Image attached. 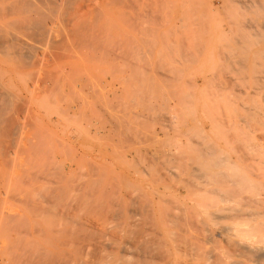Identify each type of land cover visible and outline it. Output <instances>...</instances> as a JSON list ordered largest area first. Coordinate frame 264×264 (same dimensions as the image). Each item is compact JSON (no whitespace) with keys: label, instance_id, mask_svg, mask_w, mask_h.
I'll return each mask as SVG.
<instances>
[{"label":"rangeland","instance_id":"374dc122","mask_svg":"<svg viewBox=\"0 0 264 264\" xmlns=\"http://www.w3.org/2000/svg\"><path fill=\"white\" fill-rule=\"evenodd\" d=\"M1 1L0 27H3L0 31H3L0 33L2 36L0 37L2 41H0V111H2L0 112V122L4 123L0 124V135L2 137H0V141L2 142L3 140L2 144L0 142V156H2L0 157V169L4 170L0 172V179H2V181L0 180V196L2 195L3 197H0V207L3 206L0 208V216L3 215L2 217H5V214H2V212L4 210L5 213V207L7 206L6 208L8 211L6 210V216L9 215V212L10 217L14 214V211L15 213L18 211V216H16L19 220L17 219L18 221H15L16 225H11L13 229L11 228V231L8 230L10 232L5 231V228L1 229L3 225H0V233H2L0 235V244H3L5 241L14 242L16 245L21 243L19 241H22V243L25 242L24 246L23 244H19L18 251H16L17 249L15 247V255L26 252L29 247V250L32 251H37L35 248L39 249L41 247H44L46 250H52L49 247H45V244V246L42 245V242L46 243L47 239L45 237L51 238V236L55 235L58 226H60L61 223L59 224V222L61 221L58 220L60 218L58 211H60V213L66 211L68 207L65 208L64 205L70 207L72 204L74 205L76 203L74 207L79 206V203L77 205L79 199L81 202L80 205L83 204L85 200L89 199L86 202L90 204L91 201L93 202L94 200V206H99V202H102L105 208L106 206H112V203L114 208L121 205L117 211L120 210L123 215L119 216V211L117 217H120V220H122L123 217L126 218H123L124 220L121 222L117 220V218L116 221L119 222H114L111 220L112 216H107L108 213L106 211L108 209L104 211L106 212L105 216L101 213V216L97 217V214H100L97 212H103V210L94 213L98 220L96 217H92L93 214L91 215V219L95 221L98 227L100 236L102 237L103 235L101 238L102 241L112 244L111 246L110 244L108 245V248L110 246L108 249L109 254L107 253V247L104 251L105 254L107 253L106 256L110 255V257H112H108L111 260L115 255H119L121 260L124 259L125 256H128L127 258L125 257L126 259L122 260V262L124 261L129 264L135 258L139 261L146 255H150L149 258L151 259V257L157 253L161 256L156 255L155 258H153L154 263L151 262L150 264H264V260H256L257 250L254 252L255 248L264 249V239L262 240V238H264V233H261V235L258 233V229L264 232V230H261L262 228L264 229V143L259 140V138H264V0H163V2L162 0H67L69 3L65 0H60V2L63 1L62 5L60 3L62 7L60 5L58 7L62 9L66 7L65 4H67L68 8L66 7V11H64V9L60 11L59 8L58 11L55 6L48 8V6L52 4H48L47 6L46 3L49 0L47 2H44V0H41L42 2L40 0H26L30 3V5H28L31 6V8H28V5L25 6V8L27 7L26 9H30L32 13L30 11L26 12L25 10L22 12L26 4L25 0H22V3L19 0L20 3L15 2L17 0ZM12 2L15 3L16 7H13L14 3ZM36 2H38V4H43L42 7L46 4L47 7L45 6L43 9L38 7L37 4L36 7L33 5V3L35 4ZM71 2L74 3L71 4ZM17 4H22L23 7L17 8ZM6 8L8 11L5 10ZM12 8H17V11ZM53 8H55L56 12L50 14L52 11L54 12ZM70 8L73 13L70 11ZM35 9L37 12H34L36 11ZM38 9L40 12H38ZM49 9H52L51 12ZM80 9L82 10V14ZM44 10L45 12L48 10L47 12L51 17L46 12L48 15L47 17L46 13H43ZM21 12L24 13V16ZM57 12L66 13L63 15L59 13L58 15ZM38 13H43V18L47 17V20L42 19L44 22L42 21L43 23H40V29H32L30 28V25H32L31 20L32 22L35 20L41 21L39 18L42 17V14L39 16L40 14ZM76 13L81 16L79 15L76 17ZM29 14L34 16L31 17ZM26 17L36 18L34 20L31 19L30 23L29 21L26 23L24 20H29ZM49 17L50 21L48 19ZM60 17L62 19L65 18L62 21ZM118 17L125 20L118 19ZM65 19L68 23H65ZM68 19L72 20V22L69 23L70 21H68ZM73 20L74 22L76 20L77 23H74ZM19 21L21 23L24 21L25 23L21 24ZM13 22H17L19 25ZM44 23L47 25L45 26ZM27 24L30 25L28 26ZM61 24H66L65 27L62 25L64 27L63 29ZM21 25L25 31L21 29ZM25 25L27 26L25 27ZM74 25L82 29L76 28L78 30V35L83 29L88 30L87 34L85 30L79 37L77 35L76 39L71 37V34L76 36ZM91 27L94 28L92 29L95 31V34H93V30L90 29ZM29 28L34 31H31ZM66 29L70 32L74 29L73 32L69 34L70 38H73V43L71 42V44L67 41V33L69 31L67 32ZM39 30L43 34H41ZM46 31H49V33ZM64 31L66 33H64ZM2 32H5V34L8 32L7 37ZM36 32L39 33V35L37 33V36H39L38 38L36 37ZM45 32L50 34V36H46ZM10 33H12V35L16 34L15 36L19 37H14ZM62 33H64V35ZM43 35H45V37ZM88 35L91 38H88ZM110 35L112 38L108 37ZM55 36H57V38ZM52 37H54V39ZM61 37L64 38L62 39ZM83 37L85 38L83 39ZM36 38L41 40L40 43ZM47 38L49 39L48 42ZM70 38L68 40H72ZM78 38L81 39V44L82 39L87 43L79 45L80 40ZM87 38L90 40L88 41ZM56 39L57 41L59 39L58 43L55 42ZM7 40L9 43L11 42L10 44H12V46L15 45L13 44L14 42L18 44L15 45V48H11V45L8 46L9 43L5 44V42H8ZM91 40L93 42H91ZM112 40L115 43H113ZM18 41L23 47H19ZM66 41L67 43L69 42L70 46L73 45V49L71 47L72 50L69 49V51V45L68 48L67 46L64 47L65 50L66 48L67 50L65 51L63 49L62 51L63 54H65V52L67 53V59L63 54L60 57L62 58L65 56L64 60L59 58L62 52L59 53L58 49L64 46V42L66 45ZM51 42H53V45ZM55 43L57 46L59 45L60 48H55ZM97 45L98 47L101 46L104 50L100 49V47L98 48ZM15 50H21V55L17 56L16 54H18V52ZM68 53L72 57H69ZM106 53H108L109 56H107ZM23 55L24 57H22ZM162 56L163 58H161ZM181 56L183 57L181 58ZM136 81H138V83ZM52 83L58 88L54 85L52 86ZM159 85L160 88L157 90ZM48 86L50 88L52 86L51 90ZM167 95L170 96L168 97ZM175 98L177 100H175ZM63 100L65 102H63ZM173 106H175V108H173ZM242 109L244 111H242ZM65 112L68 113V115L65 114ZM114 120L119 121L115 122ZM115 123L120 124L116 126ZM3 124H5L4 127L2 126ZM6 124H9V128ZM121 126H124V128ZM10 127H13V129ZM134 133L136 136L133 135ZM114 135L119 137L117 138ZM124 137H126V139ZM27 138H29V140ZM17 140L19 143H17ZM157 144H159V146ZM17 145L20 146V149ZM1 147H4V149H1ZM159 147L161 149H159ZM115 148L118 149L116 150ZM201 148L206 150L204 151V149L202 150ZM145 150H147V152ZM204 152L209 155L207 156ZM25 153L26 156H23ZM201 153H204L206 156H202ZM4 157H6V159H2ZM25 157L27 160L29 159V161L23 159ZM211 157H213V159ZM13 159L15 160L14 162ZM214 159L215 162H211ZM17 161H19V163ZM24 161L26 163H24ZM3 164L6 169L1 167ZM20 165H23L24 168H20ZM7 167L12 168V172H10L11 170L9 168L7 169ZM195 171H197V173ZM113 173L115 174L114 177ZM217 173L218 175H216ZM220 173L223 174L224 177L220 178ZM93 174L96 175L93 176ZM161 175H163L164 178ZM252 175L255 176V178L258 177V179L253 178ZM108 176L112 179L114 178V180L111 178L109 179ZM227 179L233 180L232 183L235 187L229 186L228 188L227 181L229 180ZM9 180L10 183L8 182ZM235 180L240 181L237 182L238 186L235 185ZM114 182L116 185H114ZM19 183L20 186L17 185ZM14 184L17 185V187H15ZM97 184L99 186H97ZM24 185L25 187H23ZM106 187H108L107 190H105ZM81 188L83 189L81 190ZM99 188L102 189V191ZM13 189L15 193L14 191L12 193ZM7 190L11 192L10 194H14L13 197H10ZM21 191L25 198L23 196L20 198ZM5 192H8L9 197L6 196ZM75 193L79 197L81 195L82 199L85 197V200L83 201L81 197L78 198ZM87 193L90 195L88 199ZM100 193L105 195L103 196ZM17 194L19 196H17ZM108 194L109 197L112 194L110 199L106 196ZM224 194L229 195V199L232 200L231 205L229 204L230 202L228 203L229 199L224 197ZM93 196L94 198L92 199ZM101 196H103V199L99 198ZM242 198H246V200L243 199L245 202L250 199V203L252 202L251 205H258L255 206L257 209L253 206L252 209L247 208L251 207V205L248 206L249 202L246 204L247 206L244 207V201L240 200ZM9 199L16 200L13 202L12 200L9 201ZM73 199L74 203L72 202ZM96 200H99V202ZM254 200H256L254 202L256 204H253ZM57 201L60 204H58ZM26 202H29V205ZM201 203H204V206H202L203 204L201 205ZM22 204H24V206H22ZM54 204L56 208L58 206V210L54 208ZM129 204L132 208H128ZM9 205L13 206L12 209L14 211L9 209ZM59 205H61V207H59ZM90 205H92V203ZM103 205L100 204V206ZM177 206L178 208H176ZM227 206L230 207L227 208ZM243 207L244 209H242ZM27 208L29 210L31 209V215H28L30 212L26 210ZM71 208L74 211L75 208ZM127 208L129 210H127ZM226 208L228 209L227 211L225 210ZM231 209L232 212L234 210H239V213L240 211L242 213L244 210H246V212L253 211V213H263V215H261L262 218H260L261 216L259 215L256 217L254 216L253 223L251 222V225L258 224L256 225L258 226V229H256L258 232L252 230V232L254 231V233H257L255 234L256 236L252 233V236H255L253 237L255 240L258 238L262 240L260 241V243L263 242L261 246L255 245V243H259L258 240L257 243L252 241V238L250 239V237H252L250 235L251 232L244 234L238 231L240 229L242 231L246 226H244V222H242L241 227V221L235 220L236 212L231 213L235 215L233 216L234 219L231 218L232 222L230 218L226 220L222 217L224 216V213H222L223 211L229 212ZM35 214L38 215V217H36ZM43 214L46 217L43 216ZM102 216L103 218H101ZM258 216L260 218L259 220ZM22 217H24V220ZM109 217L110 220H108ZM12 218L16 219L15 216ZM0 219L3 218L0 217ZM101 219H104V221ZM112 219L115 220V218ZM255 219L258 221H255ZM20 220L23 221V225ZM176 220L179 221L174 224ZM233 220L236 222H233ZM170 221H173V224ZM106 222L107 224L104 226ZM111 222L114 226H112L113 224ZM122 222L125 224L123 225ZM261 222L262 225L259 224ZM129 223H132L134 226L129 225ZM184 223H186V225ZM236 223H239V225L237 224L238 227L235 225ZM118 224L120 227L117 226ZM230 225L234 227H230ZM13 226L17 228L14 229ZM18 226L20 228H18ZM111 227L114 229L110 230ZM173 227L174 229H172ZM226 227L228 229H226ZM127 228L129 229L127 230ZM17 229L18 232L15 235ZM23 229H27V232ZM142 229H144V231H140ZM2 230L6 232L5 235L4 232H1ZM130 231L131 233L133 231V236L132 234L129 236ZM242 234L246 235V238L244 237L245 240ZM135 235L136 237H134ZM3 237L6 239L3 240ZM18 238H24V240H19ZM39 239H46V241H40ZM113 242L115 243L114 246ZM33 243H37L39 246L41 245V247H38V245L33 246ZM249 243H253L254 245ZM243 245H247V247L243 248ZM112 247L116 248L112 249ZM249 247H251V249ZM147 248L151 250L149 251L152 254L150 252V254H148V250L146 251ZM110 249L114 252L116 251L115 249H117V254H115V252L113 256V251H110ZM122 252L124 256L121 254ZM161 252L163 253L161 254ZM146 258L148 259V257H145V259ZM121 260L117 262L122 264ZM137 261H135V264H141ZM12 262V264H15V261ZM132 262L134 264V260ZM8 264H10V262Z\"/></svg>","mask_w":264,"mask_h":264},{"label":"bare ground","instance_id":"6f19581e","mask_svg":"<svg viewBox=\"0 0 264 264\" xmlns=\"http://www.w3.org/2000/svg\"><path fill=\"white\" fill-rule=\"evenodd\" d=\"M0 1H1V0H0ZM19 1H21V3H22V0H19ZM19 1L17 0V1H15V2L20 3ZM25 1H26V0H25ZM27 1H29V0H27ZM27 1H26V4L24 5V9H22V12H24V10H25L26 12L30 11V9H29V10L26 9L27 7L25 8V6H27L28 4L30 5V3L27 2ZM30 1H31V0H30ZM34 1H36V0H34ZM40 1H41V0H40ZM40 1H38V2H40ZM42 1H43V0H42ZM42 1H41V2H42ZM45 1L47 2L48 0H44V2H45ZM65 1H66L67 3H69V2H68L69 0H68V1L65 0ZM80 1H81V0H80ZM83 1H84V0H83ZM89 1H90V0H89ZM89 1H87V2H89ZM94 1H95V0H94ZM1 2H2V1H1ZM1 2H0V3H1ZM38 2H36L35 4L33 3V5L36 6V4H37L38 7H41V8L44 9V7L46 6V4H47V6H48V4L50 5V4L52 3L50 6H48V8H49V7H54V6H55L56 10H58V8L60 9V7H58V6L60 5V3H61V5H62V3H63V1L60 2V0H49L48 2H50V3L47 2V3L44 4V6L42 7L43 4H41V3L38 4ZM44 2H43V3H44ZM66 2H65V3H66ZM92 2H93V1H92ZM156 2H157V1H156ZM162 2H163V0H162ZM4 3H5V2H4ZM12 3H14V2H12ZM65 3H64V4H65ZM73 3H74V2H73ZM73 3L71 2V4H73ZM89 3H91V2H89ZM94 3H95V2H94ZM164 3H165V2H164ZM202 3H203V1H202ZM256 3H257V2H256ZM256 3H255V4H256ZM6 4H7V3H6ZM6 4H5V5H6ZM40 4H41V5H40ZM71 4H70V5H71ZM92 4H93V3H92ZM172 4H173V3H172ZM17 5H18V4H17ZM21 5H22V4L18 5L17 8H19V7L22 8L23 5H22V6H21ZM29 5H28V8H31V6H29ZM39 5H40V6H39ZM61 5H60V6H61ZM70 5H68V6H70ZM79 5H81V4H79ZM83 5H84V4H83ZM89 5H90V4H89ZM160 5H161V4H160ZM160 5H158V6H160ZM163 5H164V4H163ZM181 5H182V4H181ZM258 5H259V4H258ZM0 6H1V5H0ZM14 6L16 7L15 3H14V5H13V7H14ZM35 6H33V7H35ZM47 6H46V7H47ZM65 6L67 7V4H65ZM96 6H97V5H96ZM125 6H126V5H125ZM164 6H165V5H164ZM243 6H244V5H243ZM247 6H248V5H247ZM252 6H253V4H252ZM252 6H251V7H252ZM33 7H32V8H33ZM36 7H37V6H36ZM61 7H62V6H61ZM63 7H64V6H63ZM66 7H64V8H62V9H64V11H66L65 9L68 8V7H67V8H66ZM75 7H76V6H75ZM89 7H91V6H89ZM128 7H129V6H128ZM209 7H210V6H209ZM7 8H8V6H7ZM7 8H6L5 10L8 11ZM17 8H15V9L12 8V9L17 11ZM55 8H53V9H54V12H53V11L51 12L52 9H51V10L49 9L50 12H51L50 14H52V13L54 14V13L56 12V11H55ZM87 8H88V7H87ZM92 8H93V7H92ZM98 8H99V7H98ZM106 8H107V7H106ZM123 8H124V6H123ZM169 8H170V7H169ZM0 9H1V8H0ZM46 9H47V8H46ZM62 9H60V11H61ZM108 9H109V8H108ZM209 9H210V8H209ZM209 9H208V10H209ZM13 10H12V11H13ZM35 10H36V9H35ZM41 10H42V9H41ZM80 10H81V9H80ZM84 10H86V9H84ZM9 11L11 12L10 9H9ZM18 11H21V10H18ZM47 11H48V10H47ZM47 11H46V12H47ZM58 11H59V10H58ZM62 11H63V10H62ZM70 11H71V8H70ZM73 11H74V10H73ZM87 11H88V10H87ZM105 11H106V10H105ZM216 11H218V10H216ZM10 12H8V13H10ZM22 12H21V13H22ZM30 12H31V11H30ZM30 12H29V13H30ZM34 12H37V10L34 11ZM38 12H40L39 9H38ZM42 12H43V11H42ZM46 12H45V10H44L43 13H46ZM71 12H72V11H71ZM77 12H78V10H77ZM83 12H84V11H83ZM90 12H91V10H90ZM31 13H32V12H31ZM43 13H38V14H40L39 16H41V14H42V17L39 18V19L41 20L40 22L37 21V20H35V21L32 22L31 19L34 20L36 17H35V18H31L32 16H34V15L31 16V14H29V16H31L30 18H29V17H26V18H28L29 20L26 19V20H24V21H25L26 23H28V21H29V23H30V20H31V24H32V25L29 24V25H30V28H32V29H34V28H35V29H37V28L40 29V28H41L40 23H43V22H44V20H42V19H46V18L48 17V15H50V14L47 12V13H48V15H47V13H46V16H47V17L43 18V17H44V16H43V15H44ZM59 13H60L61 15H63V14H65L66 12H65V13H63V12H59ZM59 13L57 12L58 15H59ZM72 13H73V12H72ZM74 13H75V12H74ZM22 14H23V16H24V13H22ZM38 14H37V16H38ZM76 14H77L76 17L80 15V14L78 15V13H76ZM81 14H82V10H81ZM123 14H124V12H123ZM26 15H27V14H26ZM55 15H56V14H55ZM55 15H54V16H55ZM72 15H73V14H72ZM87 15H88V14H87ZM95 15H96V14H95ZM99 15H100V14H99ZM121 15H122V13H121ZM124 15H125V14H124ZM223 15H224V14H223ZM35 16H36V13H35ZM54 16H53V17H54ZM80 16H81V15H80ZM102 16H103V15H102ZM102 16H101V17H102ZM19 17H20V16H19ZM50 17H51V15H50ZM50 17L48 18L49 21H50ZM55 17H56V16H55ZM61 17H62V16H61ZM61 17H60V18H61ZM65 17H66V16H65ZM65 17H64V18H65ZM85 17H86V15H85ZM171 17H172V16H171ZM64 18H63V19L61 18L62 21L64 20ZM88 18H89V17H88ZM96 18H97V17H96ZM196 18H197V17H196ZM7 19H8V17H7ZM22 19H23V18H22ZM37 19H38V18H37ZM39 19H38V20H39ZM54 19H55V18H54ZM56 19H57V18H56ZM61 19H60V20H61ZM78 19H79V17H78ZM78 19H76V20H78ZM84 19H85V18H84ZM118 19H122V18H121V17H120V18L118 17ZM46 20H47V19H46ZM46 20H45V22H46ZM51 20H52V19H51ZM65 20H66V19H65ZM76 20H75V22H74V20H73V22H74V23H77ZM88 20H89V19H88ZM97 20H98V19H97ZM105 20H106V19H105ZM122 20H125V19H122ZM134 20H135V19H134ZM134 20H133V21H134ZM207 20H208V19H207ZM24 21H22V23L19 21V23L23 24V23H25ZM42 21H43V22H42ZM57 21H58V20H57ZM57 21H56V22H57ZM68 21H70L69 23L72 22V20H69V19H68ZM92 21H93V20H92ZM95 21H96V20H95ZM120 21H121V20H120ZM208 21H209V20H208ZM66 22H67V20L65 21V23H66ZM88 22H89V21H88ZM194 22H195V21H194ZM13 23H17V22H13ZM46 23H47V22H46ZM49 23H50V22H49ZM57 23H58V22H57ZM63 23H64V22H63ZM67 23H68V22H67ZM121 23H122V22H121ZM134 23H135V22H134ZM7 24H9V23H7ZM17 24H18V23H17ZM50 24H51V23H50ZM50 24H49V25H50ZM53 24H54V23H53ZM59 24H60V22H59ZM81 24H82V23H81ZM104 24H105V23H104ZM113 24H114V23H113ZM122 24H123V23H122ZM14 25H15V24H14ZM18 25H19V24H18ZM27 25H28V24H27ZM27 25H25V27H26ZM29 25H28V26H29ZM44 25L46 26L47 24L44 23ZM62 25H64V24H61V26H62ZM65 25H66V24H65ZM65 25H64V27H65ZM96 25H97V24H96ZM9 26H10V25H9ZM39 26H40V27H39ZM52 26H53V25H52ZM61 26H58V27H61ZM69 26H70V25H69ZM82 26H83V25H82ZM133 26H134V25H133ZM197 26H198V25H197ZM2 27H3V26H2ZM2 27H0V29H1ZM5 27H6V26H5ZM55 27H56V26H55ZM64 27L62 26V29H63ZM74 27H75V29H76L78 26L76 27V26L74 25ZM80 27H81V26H80ZM87 27H88V26H87ZM134 27H136V26H134ZM216 27H217V26H216ZM261 27H262V26H261ZM6 28H7V27H6ZM30 28H29V29H30ZM50 28H51V26H50ZM67 28H68V27H67ZM71 28H72V27H71ZM71 28H69V29H71ZM92 28H93V27H91L90 29L93 30L94 28H93V29H92ZM96 28H97V27H96ZM21 29H23V28H22V25H21ZM26 29H27V28H26ZM29 29H28V30H29ZM32 29H30V30H31V31H34V30H32ZM78 29H80V28L78 27ZM103 29H104V28H103ZM130 29H131V28H130ZM19 30H20V29H19ZM23 30H24V29H23ZM44 30H45V29H44ZM73 30H74V29H72L71 31L73 32ZM80 30H82V29H80ZM85 30H86V29H83L82 32H85ZM133 30H134V29H133ZM154 30H155V29H154ZM263 30H264V29H263ZM1 31H3V30H1ZM1 31H0V33H1ZM20 31H22V30H20ZM20 31H18V32H20ZM24 31H25V30H24ZM66 31L68 32L69 30L66 29ZM87 31H88V30H86V34H87ZM89 31H90V30H89ZM155 31H156V30H155ZM9 32H10V31H9ZM39 32L41 33L40 30H39ZM42 32H43V31H42ZM46 32L49 33V31H46ZM46 32H45V33H46ZM72 32L69 31V32L67 33V34H68V39L70 38L69 34H71ZM82 32H81V33H82ZM92 32H93V34H95V33H94V32H95L94 30H93ZM92 32H91V33H92ZM101 32H102V31H101ZM2 33H3V32H2ZM7 33H8V32H6V34H5V32H4L3 34H5V36L7 37V35H8ZM32 33H34V32H32ZM37 33H38V32H36V37L38 38L39 36H37ZM45 33H44V34H45ZM64 33H66V32L64 31ZM64 33H62V34L64 35ZM81 33H80V34H81ZM91 33H90V34H91ZM107 33H108V32H107ZM107 33H106V34H107ZM130 33H131V32H130ZM3 34H2V35H3ZM10 34L12 35V33H10ZM30 34H31V33H30ZM41 34H43V33H41ZM75 34H76V36H73V35L71 34V37H74V38L76 39V37H77V35H78V30H77V29H76ZM80 34L78 35V37L80 36ZM82 34H83V33H82ZM90 34H89V35H90ZM195 34H196V33H195ZM11 35H10V36H11ZM15 35H16V34H15ZM15 35L13 34L12 36H14V37H19V36H15ZM38 35H39V33H38ZM52 35H53V34H52ZM55 35H56V34H55ZM58 35H59V34H58ZM65 35H66V34H65ZM89 35H88V38H91ZM107 35H108V34H107ZM21 36H22V35H21ZM41 36H42V35H41ZM41 36H40V37H41ZM43 36L45 37V35H43ZM46 36H50V34H47V33H46ZM59 36H60V35H59ZM82 36H83V35H82ZM85 36H87V35H85ZM93 36H94V35H93ZM0 37H2V36L0 35ZM6 37H5V38H6ZM55 37L57 38V36H55ZM108 37L110 38L111 35L108 36ZM262 37H263V36H262ZM3 38H4V36H3ZM37 38H36V39H37ZM52 38L54 39V37H52ZM61 38H62V37H61ZM63 38H64V37H63ZM63 38H62V39H63ZM84 38H85V37H83V39H84ZM88 38H87V39H88ZM98 38H99V37H98ZM111 38H112V37H111ZM31 39H32V38H31ZM49 39H50V37H49ZM49 39L47 38V42H48ZM53 39H52V40H53ZM68 39H67V41H69L70 44H71V42L73 43V38H70V39H72V40H68ZM78 39H79V38H78ZM83 39H82V44H81V39H79L80 42H79V40H78L79 45H80V44L83 45V44L87 43V42H84ZM144 39H145V38H144ZM5 40H6V39H5ZM37 40H38V39H37ZM44 40H45V38H44ZM44 40H43V41H44ZM65 40H66V38H65ZM65 40H64V41H65ZM89 40H90V39H88V41H89ZM94 40H95V39H94ZM97 40H98V39H97ZM113 40H114V39H113ZM113 40H112V41H113ZM207 40H208V39H207ZM0 41H1V40H0ZM7 41H8V40H7ZM27 41H28V40H27ZM40 41H41V40H38L39 43H40ZM58 41H59V39H58ZM58 41H57V39L55 40V42H57V43H58ZM67 41H66V45H65V42H64V46H62L61 49H58V48H60V46L58 45V46H59V47H58V46L56 45V43H55V45H54V46H56L55 48H57V49L59 50V53L62 52V53H60L59 58H60L61 55L63 54V51H62V50H63V49L65 50L64 47L67 46V48H68L69 42L67 43ZM98 41H99V40H98ZM100 41H101V39H100ZM107 41H108V40H107ZM260 41H261V40H260ZM1 42H2V41H1ZM18 42H19V41H18ZM53 42H54V41H53ZM53 42H51V44H52ZM78 42L76 41L77 44H78ZM91 42H93V41L91 40ZM94 42H97V41H94ZM197 42H198V41H197ZM8 43H9V41H8V42H5V44H8ZM10 43H11V42H10ZM10 43L8 44V46L11 45V46H10L11 48H15V47H16L15 45L18 44V43H15V42H14L13 44H15V45L12 46V44H10ZM22 43H23V42H22ZM98 43H99V42H98ZM113 43H115V42L113 41ZM113 43H112V45H113ZM130 43H132V42H130ZM2 44H3V43H2ZM20 44H21V43L19 42V47H20V48L23 47V45H20ZM46 44H47V43H46ZM48 44H49V43H48ZM90 44H91V43H90ZM110 44H111V43H110ZM119 44H120V43H119ZM236 44H237V43H236ZM52 45H53V44H52ZM52 45H51V46H52ZM60 45H61V44H60ZM117 45H118V44H117ZM4 46H5V45H4ZM51 46H50V47H51ZM72 46H73V45H72ZM72 46L69 45L70 48H68V50H69V49L72 50V49H73ZM76 46H77V45H76ZM108 46H109V45H108ZM115 46H116V45H115ZM131 46H132V45H131ZM1 47H2V46H1ZM17 47H18V46H17ZM25 47H26V46H25ZM46 47H47V46H46ZM71 47H72V49H71ZM84 47H85V46H84ZM97 47H98V45H97ZM99 47H100V49H102L101 46H99ZM99 47H98V48H99ZM2 48H3V47H2ZM42 48H43V47H42ZM67 48H66V50H67ZM103 48H104V47H103ZM139 48H140V47H139ZM171 48H172V47H171ZM182 48H183V47H182ZM198 48H199V47H198ZM3 49H4V48H3ZM52 49H53V48H52ZM83 49H84V48H83ZM100 49H99V50H100ZM108 49H109V48H108ZM6 50H7V49H6ZM12 50H13V49H12ZM31 50H32V48H31ZM45 50H48V49H45ZM54 50H56V49H54ZM58 50H57V52H58ZM66 50H65V51H66ZM70 50H69V51H70ZM102 50H104V49H102ZM102 50H101V51H102ZM105 50H106V49H105ZM117 50H118V49H117ZM117 50H116V51H117ZM134 50H135V49H134ZM1 51H2V50H1ZM15 51H17V50H15ZM20 51H21V50H18V51H17V52H18V54H16L17 56H20V55H21ZM23 51H24V50H23ZM69 51H68V52H69ZM80 51H81V50H80ZM21 52H22V51H21ZM43 52H44V51H43ZM104 52H105V51H104ZM104 52H103V53H104ZM107 52H108V51H107ZM135 52H136V51H135ZM163 52H164V51H163ZM4 53H5V52H4ZM31 53H32V52H31ZM73 53H74V52H73ZM88 53H89V52H88ZM90 53H91V52H90ZM97 53H98V52H97ZM114 53H115V52H114ZM118 53H119V52H118ZM128 53H129V52H128ZM48 54H49V53H48ZM56 54H57V53H56ZM66 54H67V53L65 52V54H63V55H65V56H66V59H67V55H66ZM93 54H94V53H93ZM123 54H124V53H123ZM147 54H148V53H147ZM181 54H182V51H181ZM31 55H32V54H31ZM31 55H30V56H31ZM50 55H51V54H50ZM72 55H75V54H72ZM83 55H84V54H83ZM106 55L109 56L108 53H106ZM130 55H132V54H130ZM56 56H57V55H56ZM65 56L62 57V58H60V59H64V60H65ZM68 56L70 57L71 55H69V53H68ZM22 57H24V55H23ZM71 57H72V56H71ZM74 57H76V56H74ZM81 57H82V56H81ZM116 57H117V56H116ZM129 57H131V56H129ZM152 57H153V56H152ZM182 57H183V56H181V58H182ZM133 58H134V57H133ZM161 58H163V56H162ZM235 58H236V57H235ZM60 59H59V60H60ZM151 59H152V58H151ZM209 59H210V58H209ZM13 61H14V60H13ZM140 61H141V60H140ZM181 61H182V60H181ZM47 62H48V61H47ZM51 62H52V61H51ZM226 62H227V61H226ZM167 63H168V62H167ZM22 64H23V62H22ZM121 64H122V63H121ZM144 64H145V63H144ZM34 65H35V64H34ZM127 65H128V64H127ZM149 65H150V64H149ZM161 65H162V64H161ZM240 65H241V64H240ZM35 66H36V65H35ZM128 66H130V65H128ZM178 66H179V65H178ZM145 67H146V66H145ZM173 67H174V66H173ZM155 69H156V68H155ZM167 69H168V68H167ZM180 69H181V68H180ZM132 70H133V69H132ZM184 70H185V69H184ZM143 71H144V70H143ZM182 71H183V70H182ZM192 73H193V72H192ZM49 74H51V73H49ZM128 74H129V73H128ZM130 74H131V73H130ZM184 74H185V73H184ZM186 74H187V73H186ZM44 75H45V74H44ZM44 75H43V76H44ZM133 75H134V74H133ZM155 76H156V75H155ZM162 76H163V75H162ZM183 76H185V75H183ZM44 77H45V76H44ZM44 77H43V78H44ZM157 77H158V76H157ZM160 77H161V76H160ZM160 77H159V78H160ZM40 78H41V77H40ZM126 78H127V77H126ZM126 78H125V79H126ZM45 79H46V78H45ZM1 80H2V79H1ZM41 80H42V79H41ZM150 80H151V79H150ZM46 81H47V80H46ZM139 81H140V80H139ZM171 81H172V80H171ZM60 82H61V81H60ZM125 82H126V81H125ZM136 82L138 83V81H136ZM150 82H151V81H150ZM4 83H6V82H4ZM58 83H59V82H58ZM139 83H140V82H139ZM160 83H161V82H160ZM66 84H67V83H66ZM66 84H65V85H66ZM118 84H119V83H118ZM169 84H170V83H169ZM171 84H172V83H171ZM254 84H255V83H254ZM53 85H54V84L52 83V86H53ZM63 85H64V84H63ZM139 85H140V84H139ZM228 85H229V84H228ZM13 86H14V85H13ZM46 86H47V85H46ZM52 86H51V88H52ZM54 86H55V85H54ZM162 86H163V84H162ZM41 87H42V86H41ZM48 87H49V86H48ZM55 87H56V86H55ZM59 87H60V86H59ZM131 87H132V86H131ZM163 87H164V86H163ZM11 88H12V87H11ZM11 88H10V89H11ZM34 88H35V87H34ZM49 88H50V87H49ZM51 88H50V90H51ZM56 88H58V87H56ZM158 88H160V85H159V87H157V90H158ZM164 88H165V87H164ZM0 89H1V88H0ZM4 89H5V88H4ZM12 89H13V88H12ZM35 89H36V88H35ZM125 89H126V88H125ZM129 89H130V88H129ZM154 89H155V88H154ZM14 90H15V89H14ZM46 90H47V88H46ZM165 90H166V88H165ZM185 90H186V89H185ZM173 91H174V90H173ZM173 91H171V92H173ZM4 92H5V91H4ZM9 92H10V90H9ZM49 92H50V91H49ZM49 92H48V93H49ZM54 92H56V91H54ZM60 92H61V91H60ZM67 92H69V91H67ZM137 92H138V91H137ZM145 92H146V91H145ZM166 92H167V91H166ZM43 93H44V92H43ZM69 93H70V92H69ZM132 93H133V92H132ZM155 93H156V92H155ZM155 93H154V94H155ZM164 93H165V91H164ZM175 93H176V92H175ZM190 93H191V92H190ZM11 94H12V93H11ZM62 94H63V93H62ZM73 94H74V93H73ZM145 94H146V93H145ZM159 94H160V93H159ZM168 94H170V93H168ZM171 94H172V93H171ZM6 95H7V94H6ZM54 95H55V94H54ZM156 95H157V94H156ZM176 95H177V94H176ZM67 96H68V95H67ZM74 96H75V95H74ZM141 96H142V95H141ZM143 96H144V95H143ZM167 96H168V95H167ZM169 96H170V95H169ZM169 96H168V97H169ZM173 96H174V95H173ZM173 96H171V97H173ZM239 96H240V95H239ZM50 97H51V96H50ZM53 97H54V96H53ZM56 97H57V96H56ZM65 97H66V95H65ZM193 97H194V96H193ZM10 98H11V97H10ZM59 98H60V97H59ZM59 98H58V99H59ZM63 98H64V96H63ZM263 98H264V97H263ZM14 99H15V98H14ZM39 99H40V98H39ZM48 99H49V98H48ZM68 99H69V98H68ZM71 99H73V98H71ZM153 99H154V98H153ZM167 99H168V98H167ZM15 100H16V99H15ZM19 100H20V99H19ZM45 100H46V99H45ZM45 100H44V101H45ZM51 100H52V98H51ZM59 100H60V99H59ZM139 100H140V99H139ZM156 100H157V99H156ZM170 100H171V99H170ZM173 100H174V99H173ZM175 100H177V99L175 98ZM41 101H42V100H41ZM70 101H72V100H70ZM111 101H112V100H111ZM161 101H162V100H161ZM13 102H14V101H13ZM30 102H31V101H30ZM59 102H60V101H59ZM63 102H65V101L63 100ZM72 102H73V101H72ZM74 102H75V101H74ZM77 102H78V101H77ZM172 102H173V101H172ZM42 103H43V102H42ZM66 103H67V102H66ZM107 103H108V102H107ZM112 103H113V102H112ZM161 103H162V102H161ZM2 104H3V102H2ZM14 104H15V103H14ZM31 104H32V103H31ZM63 104H64V103H63ZM69 104H70V102H69ZM131 104H132V103H131ZM166 104H168V103H166ZM216 104H217V103H216ZM3 105H4V104H3ZM16 105H17V104H16ZM16 105H15V106H16ZM54 105H55V104H54ZM175 105H176V104H175ZM61 106H62V105H61ZM68 106H69V105H68ZM68 106H67V107H68ZM116 106H117V105H116ZM129 106H130V105H129ZM0 107H1V106H0ZM113 107H114V106H113ZM133 107H134V106H133ZM133 107H132V108H133ZM135 107H136V106H135ZM144 107H145V106H144ZM157 107H158V106H157ZM213 107H214V106H213ZM3 108H4V107H3ZM8 108H9V107H8ZM146 108H147V107H146ZM173 108H175V106H173ZM4 109H5V108H4ZM11 109H12V108H11ZM43 109H44V108H43ZM50 109H52V108H50ZM176 109H177V108H176ZM259 109H260V108H259ZM1 110H3V109H1ZM52 110H53V109H52ZM69 110H70V109H69ZM108 110H109V109H108ZM137 110H138V109H137ZM143 110H144V109H143ZM143 110H142V111H143ZM245 110H246V109H245ZM11 111H12V110H11ZM163 111H164V110H163ZM169 111H170V110H169ZM242 111H244V110L242 109ZM0 112H2V111H0ZM7 112H8V111H7ZM7 112H5V113H7ZM61 112H62V111H61ZM147 112H148V111H147ZM158 112H159V111H158ZM107 113H108V112H107ZM143 113H144V112H143ZM8 114H9V113H8ZM59 114H60V113H59ZM65 114L68 115V113H66V112H65ZM148 114H149V112H148ZM160 114H161V113H160ZM160 114H159V115H160ZM212 114H213V113H212ZM1 115H2V113H1ZM3 115H4V113H3ZM5 115H6V114H5ZM22 115H23V114H22ZM56 115H57V114H56ZM96 115H97V114H96ZM104 115H105V114H104ZM115 115H116V114H115ZM189 115H190V114H189ZM49 116H50V115H49ZM63 116H64V115H63ZM97 116H98V115H97ZM99 116H100V115H99ZM109 116H110V114H109ZM120 116H122V115H120ZM154 116H155V115H154ZM163 116H164V115H163ZM171 116H172V115H171ZM263 116H264V115H263ZM18 117H19V116H18ZM55 117H56V116H55ZM114 117H115V116H114ZM3 118H4V117H3ZM9 118H10V117H9ZM29 118H30V116H29ZM51 118H52V117H51ZM56 118H57V117H56ZM109 118H110V117H109ZM118 118H119V117H118ZM136 118H137V117H136ZM150 118H151V117H150ZM150 118H149V119H150ZM159 118H160V117H159ZM161 118H162V117H161ZM171 118H172V117H171ZM215 118H216V117H215ZM11 119H12V118H11ZM15 119H16V118H15ZM23 119H24V118H23ZM90 119H91V118H90ZM98 119H99V118H98ZM120 119H121V117H120ZM132 119H133V118H132ZM149 119H148V120H149ZM263 119H264V118H263ZM8 120H9V119H8ZM123 120H124V119H123ZM145 120H146V119H145ZM159 120H160V119H159ZM171 120H172V119H171ZM216 120H217V119H216ZM216 120H215V121H216ZM90 121H91V120H90ZM99 121H100V120H99ZM114 121H115V120H114ZM118 121H119V120H118ZM118 121H115V122H118ZM125 121H126V120H125ZM174 121H175V120H174ZM15 122H16V121H15ZM109 122H110V121H109ZM145 122H147V121H145ZM179 122H180V121H179ZM1 123H4V122H0V124H1ZM10 123H11V122H10ZM106 123H107V122H106ZM161 123H162V122H161ZM190 123H191V121H190ZM209 123H210V122H209ZM115 124H116V123H115ZM117 124H118V125H117ZM117 124H116V126H119L120 123H117ZM156 124H157V123H156ZM4 125H5V124H3L2 126L4 127ZM6 125H7V124H6ZM8 125H9V124H8ZM8 125H7V127L9 128ZM15 125H16V124H15ZM24 125H25V124H24ZM24 125H23V126H24ZM102 125H103V124H102ZM123 125H124V124H123ZM150 125H151V124H150ZM153 125H154V124H153ZM159 125H160V124H159ZM169 125H170V123H169ZM172 125H173V124H172ZM177 125H178V124H177ZM177 125H175V126H177ZM132 126H133V125H132ZM139 126H140V124H139ZM155 126H156V125H155ZM157 126H158V125H157ZM219 126H220V125H219ZM0 127H1V126H0ZM13 127H14V126H13ZM13 127H12V128L10 127V128L13 129ZM19 127H20V126H19ZM29 127H30V126H29ZM121 127L124 128V126H121ZM121 127H120V128H121ZM153 127H154V126H153ZM171 127H172V126H171ZM179 127H180V126H179ZM226 127H227V126H226ZM26 128H27V127H26ZM132 128H133V127H132ZM139 128H140V127H139ZM258 128H259V127H258ZM21 129H23V128H21ZM116 129H117V128H116ZM116 129H115V130H116ZM172 129H173V128H172ZM231 129H232V128H231ZM18 130H19V129H18ZM23 130H24V129H23ZM115 130H114V131H115ZM118 130H119V128H118ZM118 130H117V132H118ZM120 130H121V129H120ZM125 130H126V129H125ZM133 130H134V128H133ZM133 130H132V131H133ZM141 130H142V128H141ZM222 130H223V129H222ZM7 131H8V130H7ZM177 131H178V130H177ZM14 132H15V131H14ZM96 132H97V131H96ZM134 132H135V130H134ZM181 132H182V131H181ZM181 132H180V133H181ZM237 132H238V131H237ZM8 133H10V132H8ZM111 133H113V132H111ZM119 133H120V131H119ZM123 133H124V131H123ZM123 133H122V134H123ZM141 133H143V132H141ZM177 133H179V132H177ZM27 134H28V133H27ZM29 134H30V133H29ZM114 134H115V133H114ZM122 134H121V137H122ZM139 134H140V133H139ZM139 134H138V135H139ZM145 134H146V133H145ZM181 134H182V133H181ZM104 135H106V134H104ZM107 135H108V134H107ZM117 135H120V134H117ZM117 135H114V136L117 137ZM133 135H135V133H134ZM133 135H132V136H133ZM142 135H143V134H142ZM177 135H179V134H177ZM7 136H8V135H7ZM10 136H11V135H10ZM19 136H20V135H19ZM26 136H27V135H26ZM123 136H124V135H123ZM125 136H126V135H125ZM132 136H131V138H132ZM135 136H136V135H135ZM147 136H148V135H147ZM155 136H156V135H155ZM212 136H213V135H212ZM0 137H1V135H0ZM118 137H119V136H118ZM118 137H117V138H118ZM179 137H180V136H179ZM1 138H2V137H1ZM19 138H20V137H19ZM21 138H22V137H21ZM113 138H114V137H113ZM122 138H123V137H122ZM124 138L126 139V137H124ZM127 138H129V137H127ZM148 138H149V137H148ZM156 138H157V137H156ZM176 138H177V137H176ZM204 138H205V137H204ZM206 138H207V137H206ZM217 138H218V137H217ZM229 138H230V137H229ZM27 139L29 140V138H27ZM120 139H121V138H120ZM174 139H175V138H174ZM179 139H180V138H179ZM186 139H187V138H186ZM8 140H10V139H8ZM12 140H13V139H12ZM14 140H15V139H14ZM23 140H24V139H23ZM28 140H27V141H28ZM127 140H128V139H127ZM152 140H153V139H152ZM158 140H159V139H158ZM207 140H208V139H207ZM257 140H258V139H257ZM259 140H261V141L264 143V138H259ZM31 141H32V140H31ZM109 141H110V140H109ZM122 141H123V140H122ZM0 142H1V141H0ZM2 142H3V140H2ZM2 142H1V144H2ZM9 142H10V141H9ZM15 142H16V140H15ZM110 142H111V141H110ZM131 142H132V141H131ZM208 142H209V141H208ZM219 142H220V141H219ZM258 142H259V141H258ZM7 143H8V142H7ZM17 143H19L18 140H17ZM30 143H31V142H30ZM147 143H148V142H147ZM1 144H0V146H1ZM11 144H12V143H11ZM26 144H27V143H26ZM110 144H111V143H110ZM120 144H121V143H120ZM125 144H126V142H125ZM132 144H133V143H132ZM132 144H131V145H132ZM168 144H169V143H168ZM212 144H214V143H212ZM5 145H6V144H5ZM123 145H124V144H123ZM136 145H137V144H136ZM145 145H146V143H145ZM157 145L159 146V144H157ZM206 145H207V144H206ZM2 146H3V145H2ZM14 146H15V144H14ZM17 146H19V145H17ZM143 146H144V145H143ZM183 146H184V145H183ZM199 146H200V145H199ZM208 146H209V145H208ZM2 148L4 149V147H1V149H2ZM6 148H7V147H6ZM134 148H135V147H134ZM16 149H18V148H16ZM19 149H20V146H19ZM24 149H25V148H24ZM115 149L117 150L118 148H115ZM131 149H132V148H131ZM150 149H151V148H150ZM159 149H161V148L159 147ZM201 149H202V148H201ZM203 149H204V148H203ZM203 149H202V150H203ZM240 149H241V148H240ZM139 150H140V149H139ZM205 150H206V149H204V151H205ZM119 151H120V150H119ZM123 151H124V150H123ZM145 151L147 152V150H145ZM148 151H149V150H148ZM200 151H201V150H200ZM211 151H212V150H211ZM3 152H4V151H3ZM14 152H15V151H14ZM21 152H22V151H21ZM21 152H20V153H21ZM155 152H156V151H155ZM207 152H208V151H207ZM216 152H217V151H216ZM5 153H6V152H5ZM5 153H4V154H5ZM112 153H113V152H112ZM172 153H173V152H172ZM204 153H206V152H204ZM204 153H203V154L201 153V155H202V156L205 155ZM15 154H17V153H15ZM30 154H31V153H30ZM169 154H170V153H169ZM206 154H207V153H206ZM9 155H10V154H9ZM17 155H18V154H17ZM173 155H174V154H173ZM197 155H198V154H197ZM208 155H209V154H207V156H208ZM20 156H21V155H20ZM23 156H26V153H25V155L23 154ZM205 156H206V155H205ZM205 156H204V158H205ZM0 157H2V156H0ZM10 157H11V156H10ZM160 157H161V156H160ZM165 157H166V156H165ZM174 157H175V156H174ZM11 158H12V157H11ZM20 158H22V157H20ZM124 158H125V157H124ZM124 158H123V159H124ZM150 158H151V157H150ZM196 158H197V157H196ZM204 158H203V159H204ZM211 158L213 159V157H211ZM211 158H210V159H211ZM238 158H239V157H238ZM245 158H246V157H245ZM2 159H6V157H4V158H2ZM23 159H26V161H29V159L27 160L26 157L23 158ZM108 159H109V158H108ZM152 159H153V158H152ZM156 159H157V158H156ZM198 159H199V158H198ZM198 159H197V160H198ZM201 159H202V158H201ZM7 160H8V159H7ZM221 160H222V159H221ZM0 161H1V160H0ZM3 161H4V160H3ZM3 161H2V163H3ZM14 161H15V160L13 159V162H14ZM210 161H211V160H210ZM213 161L215 162V159L212 160L211 162H213ZM219 161H220V160H219ZM5 162H7V161H5ZM13 162H12V163H13ZM17 162L19 163V161H17ZM99 162H101V161H99ZM109 162H110V161H109ZM24 163H26V162L24 161ZM156 163H157V162H156ZM156 163H155V164H156ZM175 163H176V162H175ZM4 164H5V163H4ZM4 164L1 165V167H4V168H5V165H4ZM15 164L17 165L16 162H15ZM20 164H21V163H20ZM133 164H134V163H133ZM216 164H217V163H216ZM242 164H243V163H242ZM256 164H257V163H256ZM8 165H9V164H8ZM8 165H7V166H8ZM117 165H118V164H117ZM159 165H160V164H159ZM258 165H259V164H258ZM27 166H29L28 163H27ZM19 167H20V168H21V167L24 168L23 165H22V166L20 165ZM102 167H103V166H102ZM160 167H161V166H160ZM8 168H9V167H7V169H8ZM28 168L30 169V166H29ZM93 168H94V167H93ZM98 168L101 169L100 167H98ZM163 168H164V167H163ZM170 168H171V167H170ZM248 168H249V167H248ZM5 169H6V168H5ZM9 169L11 170L12 168H9ZM16 169H17V168H16ZM104 169H105V168H104ZM158 169H159V168H158ZM176 169H177V168H176ZM179 169H180V168H179ZM183 169H185V168H183ZM224 169H225V168H224ZM3 170H4V169H3ZM3 170L0 169V172H2ZM17 170H18V169H17ZM21 170H22V169H21ZM59 170H60V169H59ZM160 170H161V169H160ZM245 170H246V169H245ZM26 171H28V170H26ZM91 171H92V170H91ZM107 171H108V170H107ZM10 172H12V170H11ZM110 172H111V171H110ZM192 172H193V171H192ZM195 172L197 173V171H195ZM25 173H26V172H25ZM92 173H93V172H92ZM157 173H158V172H157ZM10 174H11V173H10ZM81 174H82V173H81ZM81 174H80V175H81ZM83 174H84V173H83ZM230 174H231V173H230ZM251 174H252V173H251ZM1 175H2V174H1ZM4 175H7V174H4ZM30 175H31V174H30ZM94 175H96V174H93V176H94ZM103 175H104V174H103ZM111 175H112V174H111ZM111 175H110V176H111ZM114 175H115V174L113 173V177H114ZM165 175H166V174H165ZM216 175H218V173H217ZM219 175H220V178H221V177H224L223 174H221V173H220ZM249 175H250V174H249ZM14 176H15V175H14ZM14 176H13V177H14ZM22 176H23V175H22ZM26 176H27V175H26ZM93 176H92V177H93ZM110 176H108L109 179L111 178ZM161 176H163V175H161ZM212 176H213V175H212ZM11 177H12V174H11ZM16 177H17V176H16ZM16 177H15V178H16ZM85 177H86V176H85ZM119 177H120V176H119ZM218 177H219V176H218ZM252 177L255 178V176H253V175H252ZM256 177H257V176H256ZM7 178H10V177H7ZM21 178H22V177H21ZM21 178H20V179H21ZM94 178H95V177H94ZM97 178H98V177H97ZM163 178H164V176H163ZM5 179H6V177H5ZM26 179H27V178H26ZM109 179H108V180H109ZM111 179H112V178H111ZM116 179H117V178H116ZM165 179H166V177H165ZM255 179H258V177L255 178ZM0 180L2 181V179H0ZM17 180H18V178H17ZM24 180H25V179H24ZM30 180H31V179H30ZM81 180H83V179H81ZM104 180H105V179H104ZM112 180H114V178H113ZM117 180H118V179H117ZM117 180H116V181H117ZM119 180H121V179H119ZM166 180H167V179H166ZM224 180H225V179H224ZM227 180H229V179H227ZM227 180H226V181H227ZM251 180H253V179H251ZM1 181H0V182H1ZM5 181H6V180H5ZM15 181H16V180H15ZM92 181H93V180H92ZM100 181H102V180H100ZM100 181H99V182H100ZM235 181H236V180H235ZM246 181H247V180H246ZM249 181H250V180H249ZM8 182L10 183V180H9ZM16 182H17V181H16ZM19 182H20V181H19ZM89 182H90V180H89ZM94 182H95V181H94ZM111 182H112V181H111ZM118 182H120V181H118ZM171 182H172V181H171ZM187 182H188V181H187ZM227 182H228V188H229V186H233V187H235V186L233 185V183H232L233 180H229V181H227ZM237 182H240V181L237 180L236 183L234 182L235 185H237ZM242 182H243V181H242ZM250 182H252V181H250ZM24 183H25V182H24ZM29 183H30V181H29ZM92 183H93V182H92ZM96 183H97V182H96ZM101 183H102V182H101ZM109 183H110V182H109ZM231 183H232V184H231ZM253 183H254V182H253ZM98 184H100V183H98ZM98 184H97V186H99ZM182 184H185V183H182ZM14 185H15V184H14ZM17 185L20 186V183L17 184ZM17 185H15V187H17ZM28 185H29V184H28ZM75 185H76V184H75ZM81 185H82V184H81ZM84 185H85V184H84ZM84 185H83V186H84ZM114 185H116L115 182H114ZM114 185H113V186H114ZM180 185H181V184H180ZM243 185H244V183H243ZM246 185H247V184H246ZM0 186H1V185H0ZM51 186H52V185H51ZM78 186H79V185H78ZM88 186H89V185H88ZM91 186L94 187L93 185H91ZM91 186H90V187H91ZM97 186H96V187H97ZM107 186H108V185H107ZM111 186H112V185H111ZM131 186H132V185H131ZM237 186H238V185H237ZM21 187H22V186H21ZM23 187H25V185H24ZM96 187H95V188H96ZM101 187H102V186H101ZM101 187H100V188H101ZM119 187H120V186H119ZM245 187H246V186H245ZM12 188H13V187H12ZM31 188H32V187H31ZM60 188H61V187H60ZM100 188H99V189H100ZM107 188H108V187H106L105 190H107ZM110 188H113V187H110ZM188 188H189V187H188ZM230 188H232V187H230ZM240 188H241V187H240ZM4 189H5V188H4ZM7 189H8V188H7ZM44 189H45V188H44ZM69 189H70V188H69ZM77 189H78V188H77ZM82 189H83V188H81V190H82ZM88 189H89V188H88ZM132 189H133V188H132ZM175 189H176V188H175ZM189 189H190V188H189ZM54 190H55V189H54ZM75 190H76V189H75ZM86 190H87V189H86ZM100 190L102 191V189H100ZM128 190H129V188H128ZM203 190H204V189H203ZM231 190H232V189H231ZM231 190H230V191H231ZM5 191H6V189H5ZM7 191L9 192V190H7ZM13 191H14V189L12 190V193H13ZM27 191H28V190H27ZM50 191H51V190H50ZM58 191H59V190H58ZM76 191H77V190H76ZM90 191H91V190H90ZM90 191H89V192H90ZM103 191H104V188H103ZM114 191H115V190H114ZM129 191H130V190H129ZM197 191H199V190H197ZM226 191H227V190H226ZM226 191H225V192H226ZM8 192H5L7 197H9V196H8ZM21 192H22V191H21ZM21 192H20V193H21ZM28 192H29V191H28ZM70 192H71V191H70ZM94 192H96V191H94ZM94 192H92V193H94ZM97 192H98V189H97ZM108 192H109V191H108ZM10 193H11V192H9V194H10ZM14 193H15V191H14ZM80 193H81V192H80ZM84 193H85V192H84ZM104 193H105V192H104ZM106 193H107V192H106ZM131 193H132V192H131ZM226 193H228V192H226ZM0 194H1V193H0ZM18 194H19V193H18ZM18 194H17V196H19ZM24 194H25V193H24ZM26 194H27V193H26ZM51 194H52V193H51ZM58 194H59V193H58ZM64 194H66V193H64ZM64 194H63V195H64ZM75 194H76V193H75ZM77 194H78V192H77ZM77 194H76V195H77ZM87 194H88V193H87ZM97 194H98V193H97ZM100 194H101V193H100ZM100 194H99V195H100ZM129 194H130V193H129ZM228 194H229V193H228ZM228 194H224V197H226V198L229 199V195H228ZM240 194H241V193H240ZM13 195H14V194H13ZM13 195L10 194V197H11V196L13 197ZM39 195H40V194H39ZM39 195H38V196H39ZM66 195H67V194H66ZM66 195H65V196H66ZM79 195H80V194H79ZM84 195H86V194H84ZM101 195H103V194H101ZM104 195H105V194H104ZM104 195H103V196H104ZM111 195H112V194H111ZM111 195H110V197H111ZM113 195H114V193H113ZM115 195L117 196L116 193H115ZM127 195H128V194H127ZM233 195H234V194H233ZM235 195H236V194H235ZM242 195H243V194H242ZM15 196H16V195H15ZM15 196H14V198H15ZM17 196H16V197H17ZM21 196H23V192L21 193L20 198H21ZM25 196H26V195H25ZM30 196H31V195H30ZM89 196H90V195L88 194V195H87V199H88ZM103 196H101V197H99V198H102ZM106 196L109 197V194L106 195ZM129 196H130V195H129ZM199 196H200V195H199ZM230 196H231V195H230ZM0 197H2V195H1ZM23 197H24V196H23ZM31 197H32V196H31ZM54 197H55V196H54ZM77 197L80 198L81 195H80V197L77 195ZM110 197H109V199H110ZM203 197H204V196H203ZM224 197H223V198H224ZM231 197H232V196H231ZM237 197H238V196H237ZM254 197H255V196H254ZM2 198H3V197H2ZM24 198H25V197H24ZM58 198H59V197H58ZM68 198H69V197H68ZM68 198H67V199H68ZM84 198H85V197H84ZM84 198L82 199V197H81V199H82L83 201L85 200ZM93 198H94V196L92 197V199H93ZM206 198H207V197H206ZM252 198H253V197H252ZM70 199H71V198H70ZM74 199H75V198H74ZM74 199H73V201H72L73 203H74ZM97 199H98V197H97ZM102 199H103V198H102ZM104 199H105V198H104ZM201 199H202V198H201ZM231 199H232V198H231ZM243 199L246 200V198H242V199H240V200L244 201ZM11 200L14 202L16 199H15V200H14V199H11ZM11 200L9 199V201H11ZM17 200H18V199H17ZM32 200H33V199H32ZM41 200H42V199H41ZM52 200H53V199H52ZM77 200H78V199H77ZM88 200H89V199H88ZM88 200H85V201H84L86 204L83 202V204L80 205L81 202H80V199H79V202H77V205H78V203H79V206L76 205L77 207H74V205H75L76 203H75L74 205L72 204V206H70V207L67 206V205H64L65 208L68 207V208H70V209L66 208V211L61 212V213H60V211H58V212H59L58 215L60 216V218H59L58 220L61 221V222H59V221H58V222H59V224H60V223H61V224H60V226H58L57 231H55V232H56L55 235L51 236V238H47V236L45 235V236H46L45 238L47 239V241L49 240L48 242L46 241V239H43V240H40V239H39L40 241H44V240H45L47 244L42 242V245L45 244V245H46V246L44 245L45 247H49V248H51L52 250H46L44 247H41V245L39 246V245L37 244V243H38V242H37V243H35V244L33 243V244H34L33 246L38 245V247H41V248H39V249H38V248H37V249L35 248V250H37V251L29 250V249H30V247H29L30 245H29V246H27V247H29V249H28L29 251L27 250L28 252L26 251V252H24V253L16 254V255H17V256H16V255L14 254V253H16L15 250L17 249L16 251H18L19 244H20V245L23 244V246H24V245H25V244H24L25 242L23 241L24 243H22V241H19V242H21V243H18V245H16V243H14V242H9V241L6 242V241H5L6 243L4 242L3 244H0V264H8L9 262H10V264H12V263H13L12 261H15V264H113L114 262H117V261L120 262L121 257H120L119 255H115V257H114L112 260L110 259V258H112V257H110V255H109V256H106L107 253L109 254L108 249L110 248V246H111L112 244H110V243H105V242L102 241L101 238L103 237V235H102V237L100 236V232H99V230H98V227L96 226L95 221H93V219H91V215L93 214L92 217L95 218V217H96V214H94V213H96L97 211H102V210H103V212H97V213H100L99 215L97 214V217H98V216H101V213H102V215L105 216V214H106V212H107V213H108L107 216L110 215V217L112 216V218H115V220L111 218V220L115 222L117 218H118L117 220H120V217H117L119 214H120L119 216L123 215V214H121L122 212H121L120 210L117 211V209H119V207H120L121 205H120V206H116V205H117V203H116L115 206L118 207V208H116V207L114 208L113 203H112V206H111V205H110L109 207L106 206V208H105V206L103 205V203H102V202H99V200H98V201L96 200V201L99 202L100 204H102L104 207H103V206H100V204H98L99 206H94V204H93L94 200H93V202L91 201L92 205H90L91 203L89 204V202H86V201H88ZM132 200H133V199H132ZM140 200H141V199H140ZM203 200H204V198H203ZM225 200H226V199H225ZM234 200H235V199H234ZM249 200H250V199H249ZM249 200L246 201V202H245V201L243 202V204H245V205H243L244 207L247 206L246 204H247L248 202H249V205H248V206H250V205L252 204V202L250 203ZM18 201H19V200H18ZM28 201H29V199H28ZM30 201H31V200H30ZM33 201H34V200H33ZM64 201H65V200H64ZM70 201H71V200H70ZM107 201H108V200H107ZM211 201H212V200H211ZM231 201H232V200H230V199L228 200V203L230 202V203H229L230 205H231V203H232ZM255 201H256V200L253 201V204H256V203H254ZM53 202H54V201H53ZM55 202H56V201H55ZM61 202H62V201H61ZM68 202H69V201H68ZM68 202H67V204H68ZM110 202H111V201H110ZM112 202H113V201H112ZM124 202H125V201H124ZM197 202H198V201H197ZM204 202H205V201H204ZM225 202H226V201H225ZM239 202H240V201H239ZM1 203H2V202H1ZM20 203H21V202H20ZM22 203H23V202H22ZM26 203H27V202H26ZM26 203H25V204H26ZM28 203H29V202H28ZM28 203H27V204H28ZM57 203H58V201H57ZM65 203H66V202H65ZM87 203H88V204H87ZM95 203H96V202H95ZM131 203H132V202H131ZM168 203H171V202H168ZM174 203H175V202H174ZM226 203H227V202H226ZM240 203H241V202H240ZM18 204H19V203H18ZM18 204H16V205H18ZM31 204H32V203H31ZM52 204H53V203H52ZM58 204H60V203H58ZM96 204H97V203H96ZM104 204H106V203H104ZM133 204H134V203H133ZM143 204H144V203H143ZM202 204H203V205H202ZM3 205H4V203H3ZM7 205H8V204H7ZM28 205H29V204H28ZM40 205H41V204H40ZM62 205H63V204H62ZM69 205H70V204H69ZM140 205H142V204H140ZM169 205H170V204H169ZM178 205H179V204H178ZM201 205L204 206V203H201ZM201 205H200V206H201ZM226 205H227V204H226ZM240 205H241V204H240ZM19 206H20V205H19ZM22 206H24V204H22ZM22 206H21V207H22ZM127 206H128V205H127ZM175 206H176V205H175ZM252 206H253V205H251V207H247V208L252 209ZM255 206H258V205H254L253 207L255 208ZM259 206H260V204H259ZM1 207H3V206H1ZM1 207H0V208H1ZM6 207H7V206H6ZM6 207H5V209L7 210ZM8 207H9V209H12L13 206L9 205ZM10 207H11V208H10ZM25 207H26V205H25ZM25 207H22V208H25ZM29 207H30V206H29ZM48 207H49V206H48ZM52 207H53V206H52ZM59 207H61V205H59ZM71 207L75 208L74 211H73V209H72ZM129 207H130V204H129L128 208H129ZM205 207H207V206H205ZM228 207H230V206H227V208H228ZM244 207H243L242 209H244ZM54 208H56L55 204H54ZM54 208H52V209H54ZM121 208H122V207H121ZM121 208H120V209H121ZM128 208H127V210H129ZM130 208H132V206H131ZM176 208H178V206H177ZM212 208H213V207H212ZM227 208L225 209L226 211L228 210ZM240 208H241V206H240ZM56 209L58 210V206H57ZM56 209H55V210H56ZM63 209H64V208H63ZM104 209H105V210H104ZM106 209H108V210L106 211ZM205 209H206V208H205ZM207 209H209V208L207 207ZM207 209H206V211H207ZM229 209H230V208H229ZM255 209H257V208H255ZM2 210H3V208H2ZM6 210H5V213H4V210H3V212H2V214H5V215H4L5 217H2L3 215L0 216L1 218H3V219H0V225H1V226L3 225V227H1V229L5 228V229H4L5 231H8V230L11 231V230L13 229V228L11 227V225H12V224L14 225V224L16 223L15 221L18 219V218H17V216H18V213H17V212H18V211L16 212V213H17V214H16L15 211L12 209V210L14 211V214H12L11 216H12V217L15 216V218H16V219H13L11 216L9 217L10 212L8 213L9 215L6 216V212L8 211V210H7V211H6ZM26 210L30 212L31 209L29 210V209L27 208ZM37 210H38V209H37ZM39 210H40V209H39ZM55 210H54V211H55ZM57 210H56V211H57ZM222 210H223V208H222ZM222 210H221V211H222ZM9 211H10V210H9ZM13 211H12V212H13ZM32 211H33V210H32ZM104 211H106V212H104ZM119 211H120V213L118 214ZM122 211H123V210H122ZM136 211H137V210H136ZM149 211H150V210H149ZM166 211H167V210H166ZM166 211H165V212H166ZM168 211H169V210H168ZM187 211H188V210H187ZM202 211H203V210H202ZM206 211H205V212H206ZM226 211H225V212H226ZM29 212H28V213H29ZM37 212L40 213L39 211H37ZM58 212H57V213H58ZM130 212H131V211H130ZM225 212H224V211L222 212V213H224V216H222L224 219H226V220H228L229 218H230V219H231V218L234 219L233 216H235V215H234V214H231V213H235V212H236V213H235V214H236V216H235V220L237 219V221H238V220L241 221V224H240L241 227H242V222H244L243 225L246 226V227L243 226L244 229L242 228V229H243L242 231H241V229L238 230L239 232H243L244 234H245V233H250V232H251V233H250L251 236H252V233H253V235L257 234V233H254V231L252 232V230H256V229H258V226H256V225H258V224H255V225H251V224L253 223L252 221L254 220V218H253L254 216H255V217H256L257 215L261 216V215H263V213H262V214H260V213H256V212L253 213V211H252V212H251V211L246 212V210H244V211H243L244 213L242 212V213H243V214H242L241 211H240V213H239V210H236V211L234 210V211L232 212V209H231V211L229 210V212H226V213H225ZM237 212H238V215H237ZM250 212H251V213H250ZM55 213H56V212H55ZM109 213H110V214H109ZM19 214H20V213H19ZM32 214H33V212H32ZM52 214H53V213H52ZM161 214H162V213H161ZM168 214H169V213H168ZM184 214H185V213H184ZM204 214H205V213H204ZM16 215H17V216H16ZM28 215H31V212H30ZM35 215H36V214H35ZM50 215H51V214H50ZM53 215H55V214H53ZM81 215H82V217H81ZM83 215H84V216H83ZM149 215H150V214H149ZM185 215H186V214H185ZM190 215H191V214H190ZM43 216H45V215L43 214ZM55 216H56V215H55ZM55 216H54V217H55ZM136 216H137V215H136ZM206 216H207V213H206ZM259 216H258V220H259L260 218H262V216H261L260 218H259ZM19 217H20V215H19ZM36 217H38V215H36ZM45 217H46V216H45ZM45 217H44V218H45ZM97 217H96V218H97ZM110 217H109L108 220H110ZM130 217H131V215H130ZM150 217H151V216H150ZM174 217H175V216H174ZM174 217H173V219H174ZM185 217H186V216H185ZM23 218H24V217H22V219H23ZM55 218H56V217H55ZM101 218H103V216H102ZM123 218H125V217H123ZM123 218H122V220H124ZM186 218H187V217H186ZM216 218H217V217H216ZM20 219H21V218H20ZM32 219H33V217H32ZM36 219H37V218H36ZM104 219H105V218H104ZM104 219H101V220L104 221ZM125 219H126V218H125ZM147 219H148V218H147ZM173 219H172V220H173ZM176 219H177V218H176ZM232 219H231V222H232ZM18 220H19V219H18ZM18 220H17V221H18ZM23 220H24V219H23ZM25 220H26V219H25ZM43 220H44V219H43ZM46 220H47V219H46ZM97 220H98V218H97ZM122 220H120V222H121ZM137 220H139V219H137ZM179 220H180V219H179ZM179 220H178V221H179ZM185 220H187V219H185ZM222 220H223V219H222ZM226 220H225V221H226ZM235 220H233V222H236ZM258 220L255 219V221H258ZM26 221H27V220H26ZM50 221H51V220H50ZM50 221H49V222H50ZM133 221H134V220H133ZM145 221H146V220H145ZM178 221L176 220L174 224H176V222H178ZM13 222H14V223H13ZM20 222H22V225H23V221L20 220ZM20 222H19V223H20ZM45 222H46V221H45ZM51 222H52V221H51ZM51 222H50V223H51ZM58 222H57V223H58ZM101 222H102V221H101ZM116 222H119V221H116ZM124 222H125V221H124ZM124 222H122L123 225L125 224ZM130 222H132V221H130ZM170 222H172V224H173V221H170ZM180 222H182V221H180ZM180 222H179V223H180ZM245 222H248V223H245ZM251 222H252V223H251ZM33 223H34V222H33ZM57 223H56V224H57ZM111 223H112V222H111ZM122 223H121V224H122ZM134 223H135V222H134ZM134 223H133V224H134ZM139 223H140V222H139ZM150 223H151V222H150ZM186 223H187V222H186ZM186 223H184V224L186 225ZM194 223H195V222H194ZM227 223H228V222H227ZM254 223H255V222H254ZM20 224H21V223H20ZM56 224H54V225H56ZM106 224H107V222L105 223L104 226H106ZM112 224H113V223H112ZM115 224H117V223H115ZM140 224H141V223H140ZM196 224H197V223H196ZM233 224H234V223H233ZM237 224L239 225V223H236L235 225L237 226ZM259 224L262 225V222L259 223ZM15 225H16V224H15ZM24 225H28V224H24ZM35 225H36V224H35ZM44 225H45V224H44ZM57 225H58V224H57ZM109 225H110V224H109ZM129 225H132V223H131V224L129 223ZM144 225H145V224H144ZM149 225H150V224H149ZM187 225H188V224H187ZM112 226H114V224H113ZM117 226L120 227L119 224H118ZM132 226H134V225H132ZM132 226H131V227H132ZM188 226H189V225H188ZM263 226H264V225H263ZM13 227H14V229L17 228V227H15V226H13ZM38 227H39V226H38ZM46 227H47V226H46ZM46 227H45V228H46ZM56 227H57V226H56ZM127 227H128V226H127ZM129 227H130V226H129ZM141 227H142V226H141ZM146 227H147V226H146ZM149 227H150V226H149ZM152 227H153V226H152ZM185 227H186V226H185ZM191 227H192V226H191ZM230 227H234V226H233V225H232V226L230 225ZM230 227H229V228H230ZM237 227H238V226H237ZM237 227H236V229H237ZM255 227H256V228H255ZM261 227H262V226H261ZM261 227H259V228H261ZM11 228H12V229H11ZM18 228H20V227L18 226ZM26 228H27V227H26ZM36 228H37V227H36ZM51 228H52V226H51ZM116 228H117V227H116ZM153 228H154V227H153ZM189 228H190V227H189ZM193 228H194V227H193ZM27 229H28V228H27ZM27 229H26V230H27ZM29 229H30V228H29ZM53 229H54V227H53ZM53 229H52V230H53ZM109 229H110V228H109ZM113 229H114V228H113ZM113 229H112V227H111L110 230H113ZM128 229H129V228H127V230H128ZM131 229H132V228H131ZM170 229H171V228H170ZM172 229H174V227H173ZM186 229H187V228H186ZM224 229H225V228H224ZM226 229H228V228L226 227ZM4 230H2L1 232H4ZM23 230H24V229H23ZM26 230H24V231H26ZM37 230H38V229H37ZM107 230H108V228H107ZM133 230H134V229H133ZM154 230H155V229H154ZM188 230H189V229H188ZM231 230H232V229H231ZM233 230H234V229H233ZM258 230H259V232H258ZM258 230H256V232H258L260 235H261V233H262V234L264 233L263 231L261 232L260 229H258ZM261 230H264V229L262 228ZM10 231H8V232H10ZM49 231H50V230H49ZM122 231H123V229H122ZM134 231H135V230H134ZM140 231H144V229H142V230H140ZM224 231H225V230H224ZM235 231H236V230H235ZM17 232H18V229H17V231L15 232V235H16ZM26 232H27V231H26ZM38 232H39V231H38ZM42 232H43V231H42ZM114 232H115V231H114ZM145 232H146V229H145ZM179 232H180V231H179ZM196 232H197V231H196ZM196 232H195V233H196ZM5 233H6V232H4V235H5ZM13 233H14V231H13ZM36 233H37V232H36ZM40 233H41V232H40ZM53 233H54V230H53ZM119 233H120V232H119ZM127 233H128V232H127ZM132 233H133V231H132ZM132 233H131V231H130L129 236H130V234H132ZM197 233H198V232H197ZM227 233H228V232H227ZM233 233H234V232H233ZM1 234H2V233H0V235H1ZM11 234H12V232H11ZM18 234H19V233H18ZM25 234H26V233H25ZM43 234H44V232H43ZM158 234H159V233H158ZM192 234H193V233H192ZM229 234H230V233H229ZM244 234H242V235H243V239H244V237L246 238V235H244ZM9 235H10V234H9ZM21 235H22V234H21ZM121 235H122V233H121ZM142 235H143V234H142ZM156 235H157V234H156ZM172 235H173V234H172ZM234 235H235V234H234ZM10 236H11V235H10ZM18 236H19V235H18ZM36 236H37V235H36ZM40 236H41V235H40ZM132 236H133V234H132ZM149 236H150V234H149ZM159 236H160V235H159ZM239 236H240V235H239ZM255 236H256V235H255ZM255 236L250 237V239L252 238V239H253L252 241H254V242H257V240H258L259 243H260V241H262V240L264 239V238H262V240H261V239L258 238L257 240H255V239L253 238V237H255ZM258 236H259V235H258ZM1 237H2V236H1ZM22 237H23V235H22ZM121 237H122V236H121ZM126 237H127V236H126ZM134 237H136V235H135ZM152 237H153V236H152ZM152 237H151V238H152ZM155 237H156V236H155ZM176 237H178V236H176ZM191 237H192V236H191ZM248 237H249V236H248ZM3 238H4V237H3ZM24 238H25V236H24ZM24 238H22V239L24 240ZM38 238H39V235H38ZM42 238H43V237H42ZM129 238H130V237H129ZM5 239H6V238H4L3 240H5ZM18 239H19V240H22L21 238H18ZM106 239H107V238H106ZM106 239H105V240H106ZM122 239H123V238H122ZM157 239H158V238H157ZM3 240H2V241H3ZM31 240H32V239H31ZM105 240H104V241H105ZM127 240H128V238H127ZM131 240H132V238H131ZM152 240H153V239H152ZM152 240H151V241H152ZM176 240H177V239H176ZM244 240H245V239H244ZM45 241H44V242H45ZM107 241H108V240H107ZM112 241H113V240H112ZM151 241H150V242H151ZM172 241H173V240H172ZM246 241H247V240H246ZM246 241H245V242H246ZM127 242H128V241H127ZM127 242H126V244H127ZM176 242H177V241H176ZM1 243H2V242H1ZM132 243H133V242H132ZM145 243H147V242H145ZM174 243H175V242H174ZM177 243H178V242H177ZM257 243H258V242H257ZM259 243H258V244L255 243V245H256V246H257V245H258V246H261V244H262L263 242H261L260 245H259ZM109 244H110V246H109V248H108V245H109ZM114 244H115V243L113 242V246H114ZM135 244H136V242H135ZM137 244H138V243H137ZM141 244H142V243H141ZM152 244H153V243H152ZM155 244H156V243H155ZM180 244H181V243H180ZM240 244H241V243H240ZM240 244H239V245H240ZM249 244L254 245L253 243H249ZM116 245H117V244H116ZM186 245H187V244H186ZM190 245H191V244H190ZM235 245H236V244H235ZM125 246H126V245H125ZM236 246H237V245H236ZM236 246H234V247H236ZM243 246H244V245H243ZM15 247H16V249H15ZM27 247H26V248H27ZM106 247H107V251H108V252L106 251L107 253L105 254L104 251L106 250V249H105ZM126 247H127V246H126ZM150 247H151V246H150ZM153 247H154V246H153ZM155 247H156V246H155ZM187 247H188V246H187ZM246 247H247V245H245L243 248H246ZM21 248H22V250H23V247H22V246H21ZM42 248H44V249H42ZM114 248H116V247H114ZM114 248L112 247V249H114ZM249 248L251 249V247H249ZM31 249H32V248H31ZM112 249H110V251H113ZM118 249H119V248H118ZM121 249H122V248H121ZM124 249H125V248H124ZM159 249H160V248H159ZM39 250H40V251H39ZM41 250H43V251H41ZM45 250H46V251H45ZM115 250L117 251V249H115ZM147 250H148V248L146 249V251H147ZM149 250H150V249H149ZM149 250H148V254L151 253V252H150L151 250H150V251H149ZM153 250H155V249H153ZM191 250H192V249H191ZM256 250H257V253H256V257H257V259H256V260H258V261H262V260H264V249H262V248H258V249L255 248L254 252H255ZM24 251H25V249H24ZM116 251H115V252H116ZM144 251H145V250H144ZM161 251H162V250H161ZM186 251H187V250H186ZM244 251H246V250H244ZM251 251H252V250H251ZM20 252H22V251H20ZM115 252H114V251L112 252L113 256H114V253H115ZM124 252H125V250H124ZM149 252H150V253H149ZM159 252H160V251H159ZM110 253H111V252H110ZM143 253H144V252H143ZM155 253H156V251H155ZM155 253H154V254H155ZM162 253H163V252H161V254H162ZM186 253H187V252H186ZM115 254H117V252H116ZM121 254L124 256L123 252H122ZM121 254H120V255H121ZM151 254H152V253H151ZM249 254H250V253H249ZM13 255H14L15 257H14ZM122 255H121V256H122ZM126 255H127V254H126ZM133 255H134V254H133ZM156 255L158 256L159 254L156 253ZM156 255H153V256L151 257V259L149 258L150 255H149V256H147V255L145 256V255H144L145 257H148V259H147V258L145 259V257L143 258L142 256H140V257H142L143 259H140L139 257H137V258H139L140 260L137 261L136 258L133 259V260H134V264H135V261H137V262H139V263H141V264H142V263H146V262H147L146 264H150L151 262L154 261L153 258H155ZM111 256H112V255H111ZM123 256H122V258H123ZM159 256H161V255H159ZM162 256H163V255H162ZM108 257H110V258H108ZM125 257L127 258L128 256H125ZM125 257H124V259H126ZM134 257H135V256H134ZM256 257H255V258H256ZM131 258H132V257H131ZM159 258H160V257H159ZM124 259H122V260H124ZM144 259H145V260H144ZM161 259H163V258H161ZM122 260H121V263H122V264H123V263H124V264H125V263L128 264L127 262H124V261L122 262ZM133 260H132V261H133ZM157 260H158V259H157ZM165 260H166V259H165ZM256 260H255V261H256ZM132 261H131V263L133 264ZM159 261H160V260H159ZM161 261H162V260H161ZM118 262H117L116 264H120V263H118ZM128 262H129V261H128ZM148 262H149V263H148ZM131 263H129V264H131ZM153 263H154V262H153ZM153 263H152V264H153ZM156 263H157V262H156ZM136 264H137V263H136Z\"/></svg>","mask_w":264,"mask_h":264}]
</instances>
